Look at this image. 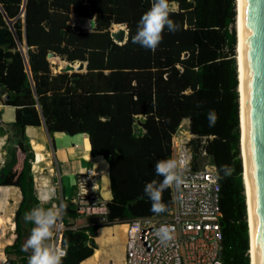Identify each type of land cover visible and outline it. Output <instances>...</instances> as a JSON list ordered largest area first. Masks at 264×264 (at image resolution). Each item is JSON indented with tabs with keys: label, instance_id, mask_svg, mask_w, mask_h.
<instances>
[{
	"label": "trees",
	"instance_id": "trees-1",
	"mask_svg": "<svg viewBox=\"0 0 264 264\" xmlns=\"http://www.w3.org/2000/svg\"><path fill=\"white\" fill-rule=\"evenodd\" d=\"M23 2L0 0V26L6 27L5 41L0 43V101L15 106L14 120L0 122V131L7 134L6 158L0 167V184L6 183L0 185V207L13 199L4 215L0 213V238L5 223L15 225L16 232L5 251L27 259L21 248L24 215L40 205L34 181L40 199L50 197L52 191L47 151L32 137L33 158L25 125L43 124L50 133L88 132L91 153L102 154L108 162L112 196L106 201L105 216L112 222L157 214L145 186L163 179L156 175L155 165L171 159V134L187 117L196 135L193 166L202 165L200 159L207 157L218 175L222 264H250L239 150L237 0H170L175 7L171 19L179 30H165L154 53L133 43L138 23L154 0H25L22 20ZM72 15L92 18L94 25L77 29ZM5 16L14 19L13 31ZM113 23L125 24L124 41L111 36ZM20 44L25 45L29 68ZM51 54L72 62L83 60L85 69L54 71ZM211 111L217 120L210 127ZM201 136H206L204 144ZM43 162L46 175L39 172ZM224 166L232 168L230 176L224 175ZM11 184L21 191L14 220L18 189ZM62 202L67 215H78L69 199ZM163 202L168 210L170 188L163 193ZM62 220L67 226L61 234L66 249L62 264H76L92 253L96 225L72 228L63 215Z\"/></svg>",
	"mask_w": 264,
	"mask_h": 264
},
{
	"label": "built area",
	"instance_id": "built-area-1",
	"mask_svg": "<svg viewBox=\"0 0 264 264\" xmlns=\"http://www.w3.org/2000/svg\"><path fill=\"white\" fill-rule=\"evenodd\" d=\"M182 122L171 134L170 158L184 160V180L170 187L172 203L165 213L126 220L124 264H222L216 167L209 162L193 166L192 139L196 135L190 131L189 124L185 126ZM199 138L201 144L206 142V136ZM200 151L206 154L204 147ZM87 171L75 174V192L69 200L78 215H105L106 201L98 193L96 174L90 169ZM162 225L173 229V239L167 243H161L155 235ZM65 227L61 216L52 242L63 251L66 249L61 243V234Z\"/></svg>",
	"mask_w": 264,
	"mask_h": 264
},
{
	"label": "crops",
	"instance_id": "crops-1",
	"mask_svg": "<svg viewBox=\"0 0 264 264\" xmlns=\"http://www.w3.org/2000/svg\"><path fill=\"white\" fill-rule=\"evenodd\" d=\"M20 13L19 15L22 17L23 20L24 10L22 14ZM88 19L90 24V20L92 18H88ZM122 25H124V27L122 28L126 29L125 24ZM126 36H127V29H126ZM49 56H52L53 60L54 58H58L59 60L63 61L65 64L66 62L77 64L79 61H81V60H76L72 62L66 59H62L55 54H51ZM83 62H84L83 68L80 70L85 69L86 63L85 61ZM51 65L53 66L54 71L61 70L60 68H62V64L57 65L58 66L57 70H55L56 65L54 66L53 62L51 63ZM139 117H142V115L141 114L138 115V118ZM14 118H15V106L0 101V122H11L14 120ZM29 128L32 129L31 132H28ZM24 131H25V135L28 137L30 146H31L32 137L36 138V140L44 144V148L47 151V155H48L47 163L50 162L52 166V172L48 174V177H50L51 180L50 184H52V191L50 192V197L46 198L47 203L45 204H50L51 205L50 207L53 206L60 207V204L63 206L62 199L63 198L69 199V197L66 196L67 193H65L64 190L66 188L64 182L67 184L69 189L72 187L73 190L75 174L89 167L96 168L97 170L96 178L98 182L99 195L105 201L111 198L112 193L110 187L108 162L102 154L91 153L88 132L79 131L75 133H67L63 130H54L50 133L43 124L40 125L27 124L25 125ZM6 144H7V134L0 131V167L4 164L6 158ZM86 150L89 151L90 156L87 155ZM21 154L22 153L18 149L17 156L20 157ZM33 158H34V150H33ZM33 158L31 160V172H32ZM41 167H43V164L41 165ZM54 178H56L55 181ZM33 181H34V176H33ZM5 184L6 183H1L0 185H5ZM11 185H13V187H16L18 189V199L15 203V206L13 207V213H12V218L14 220L15 211L21 199V191L18 185L15 184H11ZM105 186H107L108 189L107 192L105 191ZM34 191L37 198L41 200L35 188V181H34ZM59 193L61 195L60 200L58 199L59 197L57 198ZM12 203H13V199L8 198L6 203L5 204L3 203L2 207H0V213L4 215L5 209L9 207ZM64 213L65 211H63L62 213L63 216ZM97 215H100V217L96 216L95 218H93V215H85L86 217H88V219L80 224L68 222L70 224L69 226H71L72 228L89 225V224L96 225L95 232L92 236L96 245L94 246L92 253L86 256L85 258L81 259L76 264H124L126 227H127L126 220L109 222L106 220L105 215L102 214H97ZM72 217H76V216H72ZM25 223H23V229H22L21 248L24 251L23 257L27 258L24 264H28L31 253L29 250L28 251L24 250V245L26 241H24L23 238L24 236L23 230L28 229L27 234L29 237L31 235L30 224L32 223H26V224ZM3 227H4V231H3L4 233L0 238V242L2 243L0 245V253H2L1 255L3 256V258L0 257V264L4 263L7 259H10L9 264H12V261L14 264L16 261L15 259H12V257H15L16 254L12 251L9 253L6 252L5 247L11 244L16 237L15 225L9 226L8 223H5ZM9 250H11V248H9ZM2 259L3 262H1Z\"/></svg>",
	"mask_w": 264,
	"mask_h": 264
},
{
	"label": "water",
	"instance_id": "water-1",
	"mask_svg": "<svg viewBox=\"0 0 264 264\" xmlns=\"http://www.w3.org/2000/svg\"><path fill=\"white\" fill-rule=\"evenodd\" d=\"M24 3L25 0L22 4L23 10ZM5 18L9 29L13 31L12 23L14 19L7 16ZM80 19L84 21L83 17ZM90 22L92 27L94 25L93 19ZM73 25L77 29L82 27L81 24L74 23ZM5 35L6 27L0 26V43L5 41ZM111 36L115 41L122 42L127 37L126 29L120 27L117 30H111ZM242 42L247 170L255 264H264V0H242ZM19 48L23 52L21 44ZM24 55L27 63L25 52ZM83 65L82 60L76 65L66 62L61 69L80 70ZM27 68H29L28 63ZM6 97H8V94H6ZM241 164L243 168L242 158ZM9 263L10 259H7L2 264Z\"/></svg>",
	"mask_w": 264,
	"mask_h": 264
},
{
	"label": "clouds",
	"instance_id": "clouds-1",
	"mask_svg": "<svg viewBox=\"0 0 264 264\" xmlns=\"http://www.w3.org/2000/svg\"><path fill=\"white\" fill-rule=\"evenodd\" d=\"M174 12L175 7L170 4V0H154L151 8L143 14L138 23L133 43L140 44L154 53L163 41L165 30L170 33L179 30V25L171 19V14ZM208 120L210 127L215 125L217 116L214 111L209 113ZM155 171L156 175L163 179L159 182L153 180L147 183L145 194L152 201V211L159 214L167 211V205L163 202V193L174 184H180L184 180V160L157 161ZM223 172L225 176H230L232 168L224 166ZM45 203L47 199H41L39 206L24 215L26 223L31 222L35 225L24 245L25 251L31 250L28 264H62L66 256L65 251L51 243L64 208L63 206L46 208ZM155 235L161 243H167L173 239V229L162 225L156 230Z\"/></svg>",
	"mask_w": 264,
	"mask_h": 264
},
{
	"label": "bare ground",
	"instance_id": "bare-ground-1",
	"mask_svg": "<svg viewBox=\"0 0 264 264\" xmlns=\"http://www.w3.org/2000/svg\"><path fill=\"white\" fill-rule=\"evenodd\" d=\"M238 8V43L236 45L237 57L238 58V77H239V87L240 91V128H241V145L240 150L242 149V161H243V179L246 193V205L247 207V217H248V226L250 233V259L251 264H255V250H254V235H253V224H252V213H251V203H250V192H249V181H248V170H247V152H246V132H245V106H244V71H243V42H242V0H237ZM90 169L93 174H97L96 168L89 167L81 172H88ZM3 262V261H2Z\"/></svg>",
	"mask_w": 264,
	"mask_h": 264
},
{
	"label": "rangeland",
	"instance_id": "rangeland-1",
	"mask_svg": "<svg viewBox=\"0 0 264 264\" xmlns=\"http://www.w3.org/2000/svg\"><path fill=\"white\" fill-rule=\"evenodd\" d=\"M237 10H238V8H237ZM237 14H238V11H237ZM81 17H78V16H76V15H72V19H71V21L74 23V21H75V23L76 24H81V26L82 27H84V28H90V24H89V19L88 18H85L84 17V21H81V19H80ZM237 21H238V15H237ZM237 26V25H236ZM119 27H124V25H122V23H114V24H112V26H111V30H116V29H118ZM236 30H237V37H238V29L236 28ZM21 47L23 48L22 50H23V52H25V45L23 44V45H21ZM20 49V48H19ZM236 53H237V49H236ZM236 57H237V55H236ZM49 58H50V60H51V62H53V65L55 66V70H57L58 69V66L57 65H61L62 64V67L64 66L63 64H65L63 61H61V60H59L58 58H54V60L52 59L53 57L52 56H49ZM237 63H238V58H237ZM72 64H74V63H72ZM76 65V64H75ZM53 67V66H52ZM61 69V68H60ZM239 93H240V91H239ZM188 122H189V120H188V118H183V122H182V124L183 125H185V126H187L188 125ZM241 145V144H240ZM241 148V147H240ZM202 162H208V158L207 157H204V158H201L200 159ZM48 164H50L51 165V163L49 162ZM47 171V163H45V162H43V167L40 169V173H42V174H45L46 175V172ZM55 179L56 178H54V181H55ZM95 181L97 182V178H96V176H95ZM64 184L66 185V188L64 189L65 190V193H67L66 194V196H68V197H70V196H72L73 194H74V192H75V188H73V190H72V187L69 189V187L67 186V184L64 182ZM97 184H98V182H97ZM59 192H60V189H59ZM61 194H63V193H61ZM60 193H59V195L57 196V198L60 200ZM96 216H99L100 217V215H97V214H95V215H93V218H95ZM63 219H64V221H66V222H71V223H75V224H80V223H82V222H85L87 219H88V217H86L85 216V214L83 215H78V216H76V217H72V216H69V215H67L66 213H64V216H63ZM35 225L34 224H30V227H31V229H30V231L32 230V228L34 227ZM28 229H24L23 230V234H24V236H23V238H24V241H27V239H28ZM53 239H54V236H53ZM53 239L51 240V243L53 242ZM30 251V253H31V250H29ZM12 259H15V263L14 264H24L26 261L24 260V261H22V259L21 258H18V256L16 255L15 257H12ZM3 261V260H2ZM1 261V262H2Z\"/></svg>",
	"mask_w": 264,
	"mask_h": 264
}]
</instances>
